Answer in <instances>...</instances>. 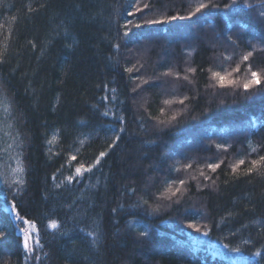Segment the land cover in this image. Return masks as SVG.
<instances>
[{
  "label": "trees",
  "instance_id": "trees-1",
  "mask_svg": "<svg viewBox=\"0 0 264 264\" xmlns=\"http://www.w3.org/2000/svg\"><path fill=\"white\" fill-rule=\"evenodd\" d=\"M145 2L151 7L129 16L134 0H0V104L9 109L3 118L8 139L0 136L8 152H0V230L7 232L0 264H25L13 202L37 224L44 245L38 250L41 264H264V232L258 227L264 223V178L243 174L257 155L248 141L264 144V91L253 90L245 99L241 89L215 85L209 72L234 67L223 59L233 52L229 35L237 39V53L251 44L264 47V24L248 10H224L230 0H211L220 7L191 20L148 25L145 21L153 18L187 15L189 0ZM42 3L47 7L40 8ZM28 5L38 11L29 13ZM250 63L264 66V51L257 50ZM133 64L142 65L140 71L126 73ZM187 66L197 69L189 74L192 83L159 75L169 67L183 75ZM244 68L234 78L243 77ZM137 76L149 83L136 80L141 86L132 92ZM112 88L118 99L102 101V96L111 98ZM173 95L189 99L167 108L162 101ZM108 108L109 116L101 115ZM161 108L168 116L181 115L171 125L156 126ZM112 113L125 117L118 146L86 178L69 184L65 177L76 162L70 167L67 157L75 154L88 164L105 150L117 124ZM251 116L254 125L246 120ZM20 151L26 184L14 197L15 186L9 189L3 179H11L13 157ZM239 158L246 163L234 174L229 165ZM221 160L216 172L205 167ZM185 163L193 167L184 171ZM200 169L211 179L199 176ZM176 178L187 180L183 195L156 199L164 182ZM157 206L159 212H153ZM101 217V240L92 247L91 237L78 229ZM53 220L59 229L48 227ZM190 223L200 231L188 228ZM141 231L147 235L140 236ZM225 244L241 251L230 252Z\"/></svg>",
  "mask_w": 264,
  "mask_h": 264
},
{
  "label": "snow or ice",
  "instance_id": "snow-or-ice-1",
  "mask_svg": "<svg viewBox=\"0 0 264 264\" xmlns=\"http://www.w3.org/2000/svg\"><path fill=\"white\" fill-rule=\"evenodd\" d=\"M40 8H46V4H40ZM150 2H145V0H134V3L131 5V8L135 10L133 12L130 10L128 12V15H134L136 12H141L144 9L150 8ZM219 8L220 6L216 3H211V0H209V3H205L204 0H195L194 5L191 3V0H189V6L187 10V15H173L166 18H153L151 20H146L145 23L148 25H155V24H162L166 21H175V20H191L193 17H196L197 14H203L205 9L208 8ZM224 10L226 11H236L240 12L243 10H248L249 13H255L257 17L259 18L260 22L264 24V0H259L258 3H252L251 0H230V3H226L224 6ZM38 11V9L33 8L31 5H28V12L32 13ZM13 21L16 20V17L13 16L11 18ZM0 27H3V25H0ZM125 29L129 27L128 23H125L123 25ZM136 27H140V25H136ZM243 30V29H241ZM70 35V33L65 30V36L67 37ZM129 32L125 31L124 36H128ZM227 39L230 41V43L234 46L232 54L229 55H223V59L227 61H231L234 63V67H232L231 71L228 69H223L222 71H214L212 69H209L210 72V79L212 81H215V85H218L220 88L224 87H231L233 89H241L243 94H245V99H248L251 95L254 94L253 90H256L257 92L264 91V89H261V85H264V66H254L253 63H250V60L254 58L255 53L257 50L264 51V47H260L257 44H251L249 50L241 51L239 53L236 52V48L239 47V44L237 42V39H233L231 35L227 37ZM33 47L35 45L33 44ZM114 47L119 50L120 44L117 43L114 45ZM190 54V53H189ZM3 53H0V56H2ZM2 62V61H0ZM241 65H245L244 68V75L243 77H235L234 73H240L241 72ZM142 67V65H140ZM140 67H137L136 64H133L131 67L124 68V71L126 73H133L134 71L139 72ZM197 69L187 66L183 69V75L180 71L176 70L175 68L169 67L167 71L161 72L159 75L161 77H170L173 78L176 81L183 80L188 83H192V80L190 78L189 74L196 73ZM131 78V77H130ZM136 80L141 81L142 84H148L149 80L142 76H137L135 80H133L134 87H132L131 91L136 92L137 89L141 86V84H136ZM213 85V86H215ZM111 92L113 95L111 98L108 96H102V101H108L116 100L118 99L115 93L117 92L116 88H112ZM189 97L187 95H184L182 98L180 96L173 95L171 98H166L162 101L163 105H165L167 108H170L173 104H180L184 105L185 101L188 100ZM94 107H98L95 106ZM9 109L6 107L5 111H8ZM111 108H108L107 110L101 112V115L107 117L111 113ZM114 116V119L117 121V124L114 127V131L112 132V135L107 138L106 143V149L99 152L97 156L93 159L91 163L85 164L84 162H78L77 156L75 154H69L67 157V163L71 167L73 165V162H76L74 167V172L65 177L66 181L71 184L73 183L77 178H86L85 173H92L93 169H96L98 165L101 164V161L109 155L111 150L118 146L120 140H121V134L126 131V128L124 126L125 123V117L122 115H115V113H112ZM178 115H181V113L174 112L170 116L167 115L165 108L160 109V116L156 117V126L164 125L168 126L171 125L173 122L177 121ZM166 119H162L160 117H165ZM141 119H144L143 117H140ZM149 119H152V117H149ZM83 123V122H82ZM55 139V136L53 137ZM88 138L80 139L79 144L83 146L87 142ZM51 143L52 141H48ZM22 141H18L17 147L22 146ZM217 149H222L224 152L228 151V147L224 144H217ZM248 147L250 149L251 153H256V158H253L247 162V167L243 170L244 175H257L262 178H264V154H260L261 150H264V144L262 145H256L254 146L252 141H248ZM76 151H79V148L76 149ZM23 152H17L16 155V166L11 169V179L9 180L7 177L3 179V183L8 186L9 189H11L13 186H15V196H19L22 194L24 188H25V164L23 160ZM223 163V160L219 162H212L207 163L205 167L209 169L211 172H216V170L220 167V165ZM246 161L244 158L237 159L234 163H231L229 167L231 168L232 172L235 174L238 172V170L241 169V166L245 165ZM177 164H179V161H177ZM63 167V165H61ZM184 171H187L188 169H191L193 167L192 163H185L181 166ZM181 167L173 166V171L180 172ZM199 176L203 177L204 180L211 179L210 176H208L204 169L199 170ZM191 179L195 180L197 179L196 176L190 177ZM52 179L55 181L57 178L55 174L53 175ZM214 183V181H213ZM186 184L187 180L183 178H176L171 180H166L163 185V190L160 192V195L156 197V199H164L172 201L174 197H178V194L180 196L183 195L184 191H186ZM57 187H60V184H56ZM133 193L136 192V189H131ZM143 205H149V201L147 199H144L143 196L139 198ZM174 202L179 203V199L177 198ZM139 204L133 205V207H139ZM71 207V206H69ZM121 207H123L121 205ZM11 210L13 213V222L14 227L16 230L20 233V240L18 241L20 244V247L22 248L23 254H24V262L25 264H29V262H32V264H41V255L38 253V250L42 251L44 248V245L41 243L39 229L37 227V224L34 220L27 218L26 216L22 215L20 211L18 210L17 204L13 202L11 204ZM159 206L152 209L153 212H159ZM113 213L117 211V209H112ZM100 220H102V217L100 219H94L90 226L80 227L78 229L79 233H82L83 236L91 237V245L92 247H96L99 241L101 240V232H100ZM49 228L53 230H57L60 228V225L57 224L56 221H51L48 225ZM129 227H132V225H129ZM188 228H194L197 232L200 231V229L195 224H188ZM245 228L248 227V225H244ZM258 227L260 228L261 232H264V223H258ZM66 234V233H62ZM140 236H146L147 233L145 231L139 232ZM204 236H208V231L203 232ZM83 238V237H82ZM7 239V232L4 230H0V246L3 245V242ZM245 244L250 243V241L246 240L244 241ZM75 241H72L73 248H75ZM225 248H227L230 252H240V248H229L227 244L224 245ZM44 257H48V253H43ZM253 255L260 256V252H255Z\"/></svg>",
  "mask_w": 264,
  "mask_h": 264
},
{
  "label": "rangeland",
  "instance_id": "rangeland-1",
  "mask_svg": "<svg viewBox=\"0 0 264 264\" xmlns=\"http://www.w3.org/2000/svg\"><path fill=\"white\" fill-rule=\"evenodd\" d=\"M6 106L4 104H0V136L2 139L6 140L8 139L9 136V132H8V126H3L4 122H3V118L6 116V111H5ZM2 129V130H1ZM7 129V130H6ZM4 150V154H8V152L6 151V149H4V146H0V152ZM7 156V155H5ZM16 156L14 155L13 157V165L16 166Z\"/></svg>",
  "mask_w": 264,
  "mask_h": 264
},
{
  "label": "bare ground",
  "instance_id": "bare-ground-1",
  "mask_svg": "<svg viewBox=\"0 0 264 264\" xmlns=\"http://www.w3.org/2000/svg\"><path fill=\"white\" fill-rule=\"evenodd\" d=\"M250 119H251V120H250ZM243 120H244V118H243ZM246 120H247V121L250 120L251 125H254V124H255V120L252 118V116H251L250 118H246ZM246 120H245V121H246ZM178 150L181 151V152H183V151L185 150V146H184L183 144H180ZM185 236H186V235H185ZM187 237H188V236H187Z\"/></svg>",
  "mask_w": 264,
  "mask_h": 264
}]
</instances>
